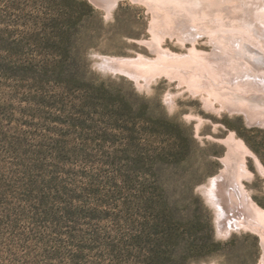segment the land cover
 Listing matches in <instances>:
<instances>
[{
	"label": "rangeland",
	"instance_id": "obj_1",
	"mask_svg": "<svg viewBox=\"0 0 264 264\" xmlns=\"http://www.w3.org/2000/svg\"><path fill=\"white\" fill-rule=\"evenodd\" d=\"M107 14L91 0H0V264H154L142 249L166 230L178 237L155 264H179L177 246L209 232L208 248L180 264H259L260 238L218 234L199 186L221 172L217 140L231 133L264 167V127L207 112L176 80L140 89L100 71V57L155 59L156 40L191 48L157 39L160 19L138 0ZM205 40L196 49L211 50ZM246 160L244 185L264 209V177ZM131 237L144 239L138 249L125 248Z\"/></svg>",
	"mask_w": 264,
	"mask_h": 264
},
{
	"label": "bare ground",
	"instance_id": "obj_2",
	"mask_svg": "<svg viewBox=\"0 0 264 264\" xmlns=\"http://www.w3.org/2000/svg\"><path fill=\"white\" fill-rule=\"evenodd\" d=\"M91 1L107 16L117 2ZM138 1L160 19L153 29L157 39L175 37L182 46L189 42L191 48L178 54L161 47L156 40L147 46L155 59L100 57L98 69L125 75L140 89H147L161 76L170 82L176 80L180 91L198 96L207 112H227L231 116L236 113L248 126L264 127V0ZM203 38L211 48L207 52L195 47ZM165 101L171 107L174 96L167 95ZM217 141L227 149L221 158L224 167L199 186V191L214 211L218 234L253 233L260 238L264 250V209L252 200L244 185L253 178L246 158H253L262 178L264 167L233 133ZM259 264H264V257Z\"/></svg>",
	"mask_w": 264,
	"mask_h": 264
},
{
	"label": "trees",
	"instance_id": "obj_3",
	"mask_svg": "<svg viewBox=\"0 0 264 264\" xmlns=\"http://www.w3.org/2000/svg\"><path fill=\"white\" fill-rule=\"evenodd\" d=\"M82 5L90 10V6H88L86 2L83 1ZM177 237H178L177 232L175 230H166V234H164L157 243H154V242L151 243L147 250L145 248L142 249V251L145 253L144 259H146L147 262H152L154 264H155V260L157 259V262L159 263L160 260L166 256V253H168V257L170 259L171 252L167 244H169V241H171L172 239L173 241H175ZM201 238L204 241V236H202ZM210 238H211V234L209 232V233H206L204 245H202L201 243V245H195V246H189V247L187 245H185L184 247L182 245L177 246L176 251L172 254L173 260L176 263L180 264V263H183V260H186L188 258L187 255L189 253L194 255V254L199 253V251H205V249L208 248V245L211 243ZM129 240H133V241H131L130 243L127 242L125 244V248L127 250L138 249V243H141L144 241L143 238H139V237H131ZM192 250H194L195 252H192ZM191 260L195 261V260H198V258H194L193 256ZM136 264H141V262H138Z\"/></svg>",
	"mask_w": 264,
	"mask_h": 264
},
{
	"label": "water",
	"instance_id": "obj_4",
	"mask_svg": "<svg viewBox=\"0 0 264 264\" xmlns=\"http://www.w3.org/2000/svg\"><path fill=\"white\" fill-rule=\"evenodd\" d=\"M229 236V235H228Z\"/></svg>",
	"mask_w": 264,
	"mask_h": 264
}]
</instances>
